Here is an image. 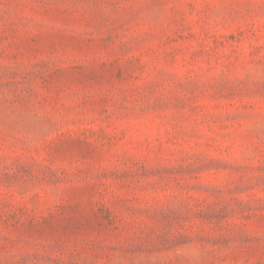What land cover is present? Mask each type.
Wrapping results in <instances>:
<instances>
[{
    "label": "rangeland",
    "instance_id": "1",
    "mask_svg": "<svg viewBox=\"0 0 264 264\" xmlns=\"http://www.w3.org/2000/svg\"><path fill=\"white\" fill-rule=\"evenodd\" d=\"M0 264H264V0H0Z\"/></svg>",
    "mask_w": 264,
    "mask_h": 264
}]
</instances>
